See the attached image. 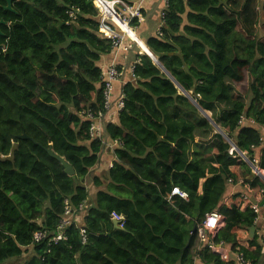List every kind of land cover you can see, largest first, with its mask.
Here are the masks:
<instances>
[{
	"label": "trees",
	"instance_id": "obj_1",
	"mask_svg": "<svg viewBox=\"0 0 264 264\" xmlns=\"http://www.w3.org/2000/svg\"><path fill=\"white\" fill-rule=\"evenodd\" d=\"M97 7L93 0L17 3L0 58V156L18 145L13 163L0 162V264L28 251L25 264H235L192 234L213 212L225 220L214 242L264 264L258 236L248 238L257 215L241 197L260 204L264 182L240 157L264 171V3L169 1L162 37L156 33L145 45L196 105L149 56L136 55L117 122L105 114L102 138L120 145L107 184L92 179L99 190L90 199L84 181L105 141L89 136L86 115L104 112L98 63L112 53L105 32L116 28L101 29ZM245 77L247 100L236 90ZM23 135L36 144L19 140ZM50 147L74 176L46 153ZM230 180L242 182L241 191L225 199ZM174 189L187 199L172 196ZM66 200L72 209L85 205L78 225L87 243L73 225L50 253L46 244L31 250L36 232L54 233ZM112 213L124 217L122 229H114Z\"/></svg>",
	"mask_w": 264,
	"mask_h": 264
},
{
	"label": "built area",
	"instance_id": "obj_2",
	"mask_svg": "<svg viewBox=\"0 0 264 264\" xmlns=\"http://www.w3.org/2000/svg\"><path fill=\"white\" fill-rule=\"evenodd\" d=\"M104 3L107 2L111 4V10L114 11L123 21L127 23L129 28L133 30L131 27V24L133 21H138L139 23L143 22V17L141 14V8L131 6L127 0H102ZM170 0H162L163 9L160 13V24L159 29L157 31V34L159 37H162L161 34V28L164 23V17H165V9L168 5ZM95 6L96 0H93ZM99 13H100V25L101 29L102 25L106 26L108 29L112 30L111 26H115L113 19L110 16H104L102 13V9L97 7ZM69 16L71 18L75 17L74 10L69 11ZM116 27V26H115ZM104 30V29H103ZM114 30V29H113ZM117 32V30H115ZM118 34V33H117ZM104 36L112 41V55L114 56L113 62L111 65L104 69L102 71L101 75V82H102V90H103V99H104V106L103 111L98 112L97 114L93 113L92 111L87 113V118L91 120V125L89 128V136L92 139H98L100 141H105L102 136L104 132V121H105V114L111 111L112 107L115 106L117 113L123 110L124 108V102H123V93L121 92L117 99L115 101H112V94L115 83L118 81L122 84V87L126 84L124 81L125 77V68L119 69L116 64V58L120 56L121 54H126L131 50V46L127 45L123 40L126 38L123 34L118 35H107L105 32ZM135 46H138V43L135 41H131ZM129 74L131 78L133 79V65L129 67ZM244 122V119L241 120L239 123L242 124ZM251 124L253 122L250 121ZM105 148H108L114 152V149L117 148L118 145H120L118 142L114 141L112 143L110 142H104ZM236 151L235 148H232L231 152ZM246 156V155H245ZM241 160L246 162L252 169L253 174L260 178L264 182V171L260 170L258 168V165L255 163L250 162L247 157L243 158V156L240 154ZM228 184L230 186H236L233 184V182L230 180L228 181ZM242 182H238V186H240ZM172 196H179L182 199H187V195L183 192H180L178 189H174L172 192ZM241 197L243 201L249 206V209L253 211L257 218L255 219V227H256V235L259 238L260 244L264 247V227L258 228V225L261 220L264 219V216L262 214V208L260 207V204L255 203L250 199L247 195L241 194ZM66 207L65 212L61 219L59 220L57 227L54 231V233H50L48 231H38L36 232L32 237V242L30 245V248H34L36 246H41L43 244H46V252L50 253L51 250L57 246L60 242L67 241V235L66 231L71 226H76L79 229L80 237L83 244L87 243V232L83 226L78 225V221L81 215V210L85 208V205H80L78 209H72L68 203V201H65ZM111 221L117 222L119 224V227L122 229L125 225V219L123 216L112 213L110 216ZM225 227V220L224 218L218 213L213 212L205 217V220L197 227L196 235L199 240V243L201 244L202 248H206L210 250L211 252L220 255L222 261L229 263L234 262L235 264H250V262H247L244 257L239 253H233L227 246H225L223 243H215L214 238L216 234Z\"/></svg>",
	"mask_w": 264,
	"mask_h": 264
},
{
	"label": "crops",
	"instance_id": "obj_3",
	"mask_svg": "<svg viewBox=\"0 0 264 264\" xmlns=\"http://www.w3.org/2000/svg\"><path fill=\"white\" fill-rule=\"evenodd\" d=\"M127 2L131 6H135V7L138 6L141 8V14H142L144 21L141 23H139L138 21H133L134 22L133 24H135V26L133 27V33H132V35H130V31L132 29H129L128 33L126 34V38L128 39L131 36V39L133 41L137 42L138 45H140V41L143 42L142 47L140 48V46H139L140 51L141 52L146 51V52L151 53L149 51V49L147 48V46L145 45V40L150 38V37L156 36V33L159 29L160 13L163 9L162 0H127ZM259 2H260V9H261L262 5L264 3V0H259ZM262 18H264V16ZM114 25L116 26L115 30H117V32L115 30H113L114 33L123 34L125 32V29H123L122 25L119 24L117 21H114ZM100 27H101V25H100ZM102 27L105 28L106 26L102 25ZM132 45L133 46L131 47V50H129L128 53L121 54L120 56H118L116 58L117 66L120 67V69L121 68L126 69L125 77H124L125 83H127V81L130 80L129 67L133 65L134 60H135V56L140 54V53L136 52V49H137L136 46L134 44H132ZM113 59H114V56L112 54L106 55V56L101 58L100 62L98 63V66L103 71L104 69L108 68L111 65V63L113 62ZM121 92H122V84L118 81L114 85L113 94H112V101H115ZM117 117H118L117 110H116L115 106H113L111 111H109L107 113L106 122L116 123ZM258 151L260 152L261 149H259ZM257 155L259 156V154H257ZM108 159H110L109 161H111V159H114L113 153H111V151H109V150H103V152L100 154L99 164H98V166H96L95 169L100 168V167L103 168L104 160H108ZM109 169H107V171ZM97 191L95 192V195H96ZM240 191H241V187L229 186L227 189L225 199H229L232 196L239 194ZM94 197H92V199H94ZM262 214L264 216V210H262ZM80 219H81L80 222L83 223L84 213ZM263 227H264V219L261 220L259 225H258V228H263ZM195 264H203V263L197 259L195 261Z\"/></svg>",
	"mask_w": 264,
	"mask_h": 264
},
{
	"label": "water",
	"instance_id": "obj_4",
	"mask_svg": "<svg viewBox=\"0 0 264 264\" xmlns=\"http://www.w3.org/2000/svg\"><path fill=\"white\" fill-rule=\"evenodd\" d=\"M138 47H139V45H138ZM141 53L144 54V55L149 56L152 59V61L168 76V78L171 79L174 82V84L180 89V92L196 105V102L193 101L191 99V97L188 96V94L178 85V83L174 80V78L164 69V67H162V65L158 62V60L156 58H154L152 55H150L149 52L142 51ZM208 119L211 121V123L217 129V131L222 134L223 132L214 124V122L210 118H208ZM18 139L19 140H31L33 143H35L32 139H30L26 135H23V136L19 137ZM226 139L228 141V138L227 137H226ZM15 140L17 141V139H15ZM17 147H18V145L17 144H14V147L11 150V153H10V156L9 157L3 158L2 156H0V162H11V163H13L14 162V158H15V152L17 150ZM45 151H46V153L51 158L55 159L56 161H58L62 165V167L64 169V173L67 176L72 177V176L75 175V172H74L73 168L66 163L65 159H63V158L59 157L58 155H56L53 152V150H52L51 147L49 149L45 150ZM260 207L264 210V197H263V200L260 203ZM112 223H113L114 229H120L119 224L117 222H114L113 221ZM196 231H197V227H195L193 229V233L192 234L195 235L196 234ZM255 236H256V227H252V228L249 229V236H248V238L250 240H252V239L255 238ZM262 253L264 254V247H263ZM263 259H264V257H263ZM263 259L261 261H263Z\"/></svg>",
	"mask_w": 264,
	"mask_h": 264
},
{
	"label": "rangeland",
	"instance_id": "obj_5",
	"mask_svg": "<svg viewBox=\"0 0 264 264\" xmlns=\"http://www.w3.org/2000/svg\"><path fill=\"white\" fill-rule=\"evenodd\" d=\"M127 45H130L131 47L133 46L132 42L130 40H128L127 38H124L123 40ZM143 45V42L140 41V48L142 47ZM136 52L137 53H140V49L138 46H136ZM236 90L238 91V93L245 99L247 100V78L245 77V80L239 84V85H236ZM105 150H109L111 151L110 149L108 148H105ZM112 153V151H111ZM110 159L108 160H104L103 162V168L100 167V168H97V169H93L92 172H91V177L90 178H87L85 181H84V184L86 185V188L88 189L89 191V195H90V199L92 197L95 196V192L98 190L94 183H93V178L94 177H99L100 179H102L103 181V184H107L106 183V179L104 178L107 174V169L111 168L113 166V162H114V159H111V161H109ZM89 199V200H90ZM91 201V200H90ZM93 203V202H91ZM263 210V209H262ZM83 215V213H82ZM81 215V216H82ZM259 239V238H258ZM31 249V248H30ZM32 250V249H31ZM33 256V252L32 251H28L26 252L21 258H16V259H12V260H9L7 261L5 264H25L31 257Z\"/></svg>",
	"mask_w": 264,
	"mask_h": 264
},
{
	"label": "flooded vegetation",
	"instance_id": "obj_6",
	"mask_svg": "<svg viewBox=\"0 0 264 264\" xmlns=\"http://www.w3.org/2000/svg\"><path fill=\"white\" fill-rule=\"evenodd\" d=\"M18 1L0 0V58L7 53L9 33L19 15L17 11Z\"/></svg>",
	"mask_w": 264,
	"mask_h": 264
},
{
	"label": "bare ground",
	"instance_id": "obj_7",
	"mask_svg": "<svg viewBox=\"0 0 264 264\" xmlns=\"http://www.w3.org/2000/svg\"><path fill=\"white\" fill-rule=\"evenodd\" d=\"M96 1H97L98 5H99V8L102 9L103 15H104V12H106L107 13L106 16H110L111 15V18L113 19V22L117 21L119 24L122 25L123 29H125V32L123 33V35L126 37V34L128 33V31L130 29L129 26L127 25V23L125 21H123L114 11L111 10V4H109L107 2L104 3L102 0H96ZM111 35H118V34L114 33V31H111L109 33V36H111Z\"/></svg>",
	"mask_w": 264,
	"mask_h": 264
},
{
	"label": "clouds",
	"instance_id": "obj_8",
	"mask_svg": "<svg viewBox=\"0 0 264 264\" xmlns=\"http://www.w3.org/2000/svg\"><path fill=\"white\" fill-rule=\"evenodd\" d=\"M32 249V248H31Z\"/></svg>",
	"mask_w": 264,
	"mask_h": 264
}]
</instances>
